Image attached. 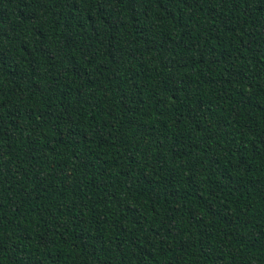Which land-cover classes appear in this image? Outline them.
Here are the masks:
<instances>
[{
	"label": "trees",
	"instance_id": "trees-1",
	"mask_svg": "<svg viewBox=\"0 0 264 264\" xmlns=\"http://www.w3.org/2000/svg\"><path fill=\"white\" fill-rule=\"evenodd\" d=\"M0 264H264V0H0Z\"/></svg>",
	"mask_w": 264,
	"mask_h": 264
}]
</instances>
